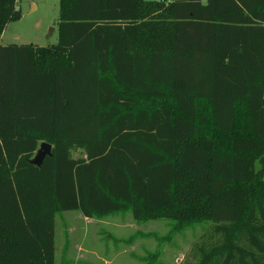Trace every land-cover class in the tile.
<instances>
[{
  "label": "trees",
  "instance_id": "16d2710c",
  "mask_svg": "<svg viewBox=\"0 0 264 264\" xmlns=\"http://www.w3.org/2000/svg\"><path fill=\"white\" fill-rule=\"evenodd\" d=\"M58 2L56 45H0V264H55L70 211L208 224L184 264H264V0ZM20 18L0 0V36Z\"/></svg>",
  "mask_w": 264,
  "mask_h": 264
},
{
  "label": "rangeland",
  "instance_id": "374dc122",
  "mask_svg": "<svg viewBox=\"0 0 264 264\" xmlns=\"http://www.w3.org/2000/svg\"><path fill=\"white\" fill-rule=\"evenodd\" d=\"M17 7L21 18L6 26L1 46L57 44L58 0H17ZM173 225L166 219L136 221L130 211L92 219L63 212L55 220V264H184L208 224L178 231Z\"/></svg>",
  "mask_w": 264,
  "mask_h": 264
},
{
  "label": "water",
  "instance_id": "95a60500",
  "mask_svg": "<svg viewBox=\"0 0 264 264\" xmlns=\"http://www.w3.org/2000/svg\"><path fill=\"white\" fill-rule=\"evenodd\" d=\"M46 156H51V146L46 143H41L34 157L30 160V163L40 167Z\"/></svg>",
  "mask_w": 264,
  "mask_h": 264
},
{
  "label": "crops",
  "instance_id": "0c3cea01",
  "mask_svg": "<svg viewBox=\"0 0 264 264\" xmlns=\"http://www.w3.org/2000/svg\"><path fill=\"white\" fill-rule=\"evenodd\" d=\"M6 30V29H5ZM5 30L3 31V33L1 34V36H0V41H1V38L4 36V34H5ZM61 215V214H60ZM57 216H59V215H57ZM57 216H56V218H57ZM54 263H55V260H54Z\"/></svg>",
  "mask_w": 264,
  "mask_h": 264
}]
</instances>
